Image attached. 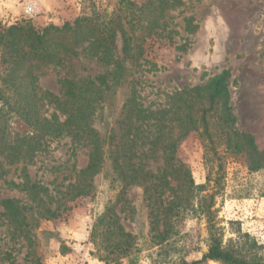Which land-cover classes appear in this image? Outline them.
Here are the masks:
<instances>
[{
	"label": "rangeland",
	"instance_id": "374dc122",
	"mask_svg": "<svg viewBox=\"0 0 264 264\" xmlns=\"http://www.w3.org/2000/svg\"><path fill=\"white\" fill-rule=\"evenodd\" d=\"M39 7L38 14L27 19L22 14L26 2ZM54 0H0V27L7 28L27 20L36 29L48 25L73 23L80 15L102 18L120 17L127 28V8L120 0H58L54 10L46 3ZM141 6L146 0H125ZM157 21L155 33L143 44L140 57L123 59L122 40H115V58L122 60L124 72L119 84L106 91L94 115V127L101 137L110 130L115 142L129 123L127 109L137 104L144 109L163 107L167 96L183 87L204 83L209 78L229 70L231 106L236 117L235 127L253 136L258 151L264 149V0H170ZM134 10V9H133ZM37 77L39 115L50 117L55 111L46 94L60 96L59 80L105 75L111 83L112 70L104 67L92 55L88 43L81 44L75 55H64L63 67L47 66L34 71ZM133 116V115H132ZM12 134L35 130L20 121L10 122ZM38 134V135H37ZM41 150L30 162L20 159L9 163L0 154V250H10L16 264H114L101 260L107 255L110 236L100 225L91 231L96 219L115 214L119 225L135 237L138 252L136 264H177L181 259H199L207 251L208 229L205 215L198 207L199 197L214 194L211 204L213 224L219 230L224 246L229 240H248L264 255V170L249 172L243 156L227 150L221 139L209 150L199 131H192L179 143L176 157L189 171L194 185H205V191L191 194L188 206L179 208L178 218H171L167 241L157 245V232L165 225L158 218L156 228L151 224L149 200L142 186L122 188L115 180L111 162L105 153L101 171L94 176L89 196L76 199L57 218L39 219L32 229V247L22 239L11 240L10 229L2 217L1 200L15 199L23 205H33L26 193L10 183L22 182L21 169L33 182L45 186L51 195L65 191L74 183L76 174L88 163L89 148L72 142L69 137H45ZM208 147V148H207ZM108 154V152H107ZM219 165L222 168L219 170ZM163 168L162 159L151 162L152 172ZM172 178V177H171ZM170 178L172 187L176 181ZM217 180V181H215ZM177 195L181 191L176 192ZM188 197V194L186 195ZM163 204L172 199L168 190L162 195ZM55 205L52 206L54 208ZM38 259V262L36 260ZM121 262L126 264V259ZM205 264H221L208 261Z\"/></svg>",
	"mask_w": 264,
	"mask_h": 264
},
{
	"label": "trees",
	"instance_id": "16d2710c",
	"mask_svg": "<svg viewBox=\"0 0 264 264\" xmlns=\"http://www.w3.org/2000/svg\"><path fill=\"white\" fill-rule=\"evenodd\" d=\"M179 2L180 0H174ZM127 8L125 28L120 17L102 18L99 13L80 15L73 23L62 26L48 25L36 29L27 20L7 28L0 27V154L10 164L20 159L30 162L41 150V139L45 137H69L72 142L89 148L88 163L80 170L74 183L65 191L51 195L47 187L31 181L21 169L22 182L10 183L24 192L33 205H23L15 199L1 200L2 217L10 229L11 240L22 239L28 249L32 247V229L39 219L57 218L69 208L67 204L91 194L93 178L103 168L105 153L111 162L115 180L122 188L142 186L149 200L151 224L155 229L159 214L165 227L157 232V245L167 241L166 225L171 218H178L179 208L188 206L191 194L205 191V185L196 186L186 166L176 157V149L190 132L199 131L209 150L216 155V139H221L225 148L234 155L243 156L249 172L264 170V149L258 151L253 136L236 129V117L231 106L229 70H223L202 84L183 87L167 96L163 107L144 109L134 104L125 116L129 123L123 128L118 141L110 130L101 137L94 127V115L101 106L100 100L106 91L119 84L124 72L122 60L115 58V40L121 37L123 59L140 57L145 40L155 33L157 21L164 9L171 6L170 0H146L141 6L120 0ZM134 9V10H133ZM83 43L89 44L93 56L106 68H111V83L105 75L59 80L62 94H46L47 102L54 112L50 117L39 115L37 77L34 71L41 67H63L64 55H75ZM133 115V116H132ZM16 120L35 130L39 136L29 133H14L10 122ZM37 134V135H38ZM208 148V147H207ZM108 152V154H107ZM161 158L163 168L154 172L151 162ZM222 168L219 165V170ZM4 173L0 170V179ZM176 181L172 187L170 178ZM171 178V179H172ZM217 181V180H215ZM168 190L172 199L163 204L162 195ZM181 191L180 195L176 192ZM188 194V197L186 195ZM214 194L199 197V210L205 215L208 229L207 251L199 259H181L177 264H205L208 261L221 264H264V255L259 247L248 240H229L224 246L221 234L215 229L211 204ZM55 205L54 208L52 206ZM100 225L110 237L104 261L114 264H136L139 249L134 245L135 237L126 233L115 214L99 216L91 234H96ZM38 262V259L36 260ZM0 264H16L10 250H0Z\"/></svg>",
	"mask_w": 264,
	"mask_h": 264
},
{
	"label": "built area",
	"instance_id": "2783aa9c",
	"mask_svg": "<svg viewBox=\"0 0 264 264\" xmlns=\"http://www.w3.org/2000/svg\"><path fill=\"white\" fill-rule=\"evenodd\" d=\"M39 12V7L33 1H28L22 9V14L27 19H32Z\"/></svg>",
	"mask_w": 264,
	"mask_h": 264
},
{
	"label": "crops",
	"instance_id": "0c3cea01",
	"mask_svg": "<svg viewBox=\"0 0 264 264\" xmlns=\"http://www.w3.org/2000/svg\"><path fill=\"white\" fill-rule=\"evenodd\" d=\"M58 4H59L58 0H54L53 2L50 1L49 4L46 3L45 8L46 10H54Z\"/></svg>",
	"mask_w": 264,
	"mask_h": 264
}]
</instances>
